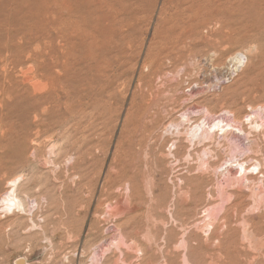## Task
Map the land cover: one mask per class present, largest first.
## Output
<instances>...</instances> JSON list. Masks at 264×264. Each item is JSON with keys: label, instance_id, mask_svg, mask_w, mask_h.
Masks as SVG:
<instances>
[{"label": "rangeland", "instance_id": "rangeland-1", "mask_svg": "<svg viewBox=\"0 0 264 264\" xmlns=\"http://www.w3.org/2000/svg\"><path fill=\"white\" fill-rule=\"evenodd\" d=\"M0 264H264V0H0Z\"/></svg>", "mask_w": 264, "mask_h": 264}, {"label": "bare ground", "instance_id": "bare-ground-1", "mask_svg": "<svg viewBox=\"0 0 264 264\" xmlns=\"http://www.w3.org/2000/svg\"><path fill=\"white\" fill-rule=\"evenodd\" d=\"M10 185V190L11 192H6L4 198L2 199V202L5 203V207L9 208L11 206H20L19 201H17V199L14 196L15 193V187H16V179L10 181L9 183Z\"/></svg>", "mask_w": 264, "mask_h": 264}]
</instances>
